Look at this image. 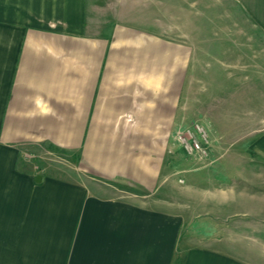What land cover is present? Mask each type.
I'll list each match as a JSON object with an SVG mask.
<instances>
[{
	"label": "crops",
	"instance_id": "crops-1",
	"mask_svg": "<svg viewBox=\"0 0 264 264\" xmlns=\"http://www.w3.org/2000/svg\"><path fill=\"white\" fill-rule=\"evenodd\" d=\"M225 3L264 37V0ZM113 9L0 0V264H264L232 244L264 237V126L170 200L184 86L169 37Z\"/></svg>",
	"mask_w": 264,
	"mask_h": 264
},
{
	"label": "rangeland",
	"instance_id": "rangeland-1",
	"mask_svg": "<svg viewBox=\"0 0 264 264\" xmlns=\"http://www.w3.org/2000/svg\"><path fill=\"white\" fill-rule=\"evenodd\" d=\"M95 2L119 10L115 14L121 21L145 25L160 36L164 34V39L169 37L171 74L178 71L171 75V86H184L171 109L166 196L175 201L179 190L191 181V174L185 180L183 170L209 165L215 155H224L229 143L244 141L264 126V37L259 36L256 26L229 11L225 0H92ZM195 123L207 136L205 157L187 154L175 140L180 127ZM54 163L64 165V158ZM194 179L199 181L200 177ZM232 240L235 251L250 247L244 255L251 260L257 261V249H264V237L257 232Z\"/></svg>",
	"mask_w": 264,
	"mask_h": 264
},
{
	"label": "built area",
	"instance_id": "built-area-1",
	"mask_svg": "<svg viewBox=\"0 0 264 264\" xmlns=\"http://www.w3.org/2000/svg\"><path fill=\"white\" fill-rule=\"evenodd\" d=\"M175 140L187 154L205 157L208 154V141L205 131L198 123L182 126L175 133Z\"/></svg>",
	"mask_w": 264,
	"mask_h": 264
},
{
	"label": "water",
	"instance_id": "water-1",
	"mask_svg": "<svg viewBox=\"0 0 264 264\" xmlns=\"http://www.w3.org/2000/svg\"><path fill=\"white\" fill-rule=\"evenodd\" d=\"M37 178L39 179V176Z\"/></svg>",
	"mask_w": 264,
	"mask_h": 264
}]
</instances>
